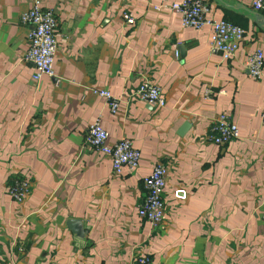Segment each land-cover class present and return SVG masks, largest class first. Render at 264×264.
Instances as JSON below:
<instances>
[{"label": "crops", "instance_id": "obj_1", "mask_svg": "<svg viewBox=\"0 0 264 264\" xmlns=\"http://www.w3.org/2000/svg\"><path fill=\"white\" fill-rule=\"evenodd\" d=\"M179 1L42 0L58 46L54 75L36 82L21 20L31 0H0V264H137L144 254L150 264H264V70L255 79L245 68L264 52V13L253 0H205L208 17L246 33L224 59L210 26L184 27L179 13L155 8ZM144 81L161 87L165 106L133 96ZM95 87L122 99L119 112ZM224 112L240 136L219 145L207 135ZM96 121L110 143L128 138L140 150L137 169L115 174L88 146ZM157 163L168 175L154 228L138 210ZM17 178L31 183L22 202L9 194Z\"/></svg>", "mask_w": 264, "mask_h": 264}, {"label": "built area", "instance_id": "obj_2", "mask_svg": "<svg viewBox=\"0 0 264 264\" xmlns=\"http://www.w3.org/2000/svg\"><path fill=\"white\" fill-rule=\"evenodd\" d=\"M164 7L179 13L184 27L201 29L206 25L210 26L212 28L211 50L220 53L224 59L235 57L245 38V30L231 21L208 17L209 7L205 0H181L155 6L156 9ZM252 7L264 13V0H253ZM125 18L130 24L135 22V19L129 14H125ZM21 20L31 26L29 32L30 47L25 55V60L34 64L33 80L39 82L44 75H54L58 46L57 17L52 9L43 7L42 0H31V6L22 14ZM176 55L179 56L178 51H176ZM245 68L251 77L255 79L263 77L264 52L262 48L258 47L247 56ZM93 90L96 94L108 99L113 114L119 112L122 103L121 98L100 87H95ZM211 94L212 90L207 89V95L210 96ZM133 96L154 107H163L166 104L161 87L150 81L142 82ZM261 116L264 125V105ZM239 136V127L232 121L231 116L224 112L215 119L210 133L207 135V140L223 145L236 140ZM86 143L92 149L110 157L115 174H120L125 167L133 171L140 165L141 152L134 147L133 142L128 138H122L110 143L109 133L99 121L89 125ZM167 175L168 166L164 163H157L152 172L144 178L145 198L139 206L138 214L154 228L163 222L165 216L164 191ZM30 186L31 183L28 179L17 178L9 186V194L15 201L22 202L29 194ZM150 263L149 255L144 254L137 258V264Z\"/></svg>", "mask_w": 264, "mask_h": 264}, {"label": "water", "instance_id": "obj_3", "mask_svg": "<svg viewBox=\"0 0 264 264\" xmlns=\"http://www.w3.org/2000/svg\"><path fill=\"white\" fill-rule=\"evenodd\" d=\"M188 124L185 125L183 130H185L188 126ZM180 194H183V191L180 192ZM80 237L83 236V233L85 232L81 225L82 221L80 219H70L67 223Z\"/></svg>", "mask_w": 264, "mask_h": 264}]
</instances>
